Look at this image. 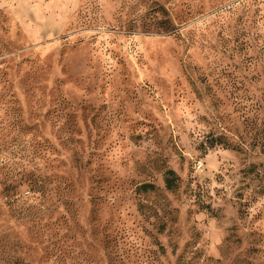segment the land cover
<instances>
[{"label":"rangeland","instance_id":"obj_1","mask_svg":"<svg viewBox=\"0 0 264 264\" xmlns=\"http://www.w3.org/2000/svg\"><path fill=\"white\" fill-rule=\"evenodd\" d=\"M258 136L264 0H0V264H264Z\"/></svg>","mask_w":264,"mask_h":264},{"label":"trees","instance_id":"obj_2","mask_svg":"<svg viewBox=\"0 0 264 264\" xmlns=\"http://www.w3.org/2000/svg\"><path fill=\"white\" fill-rule=\"evenodd\" d=\"M260 136H258V138H255V142H254V146L260 148L261 150H263L264 152V139L262 140L261 138H259ZM166 178H165V187L167 190H174V188H176L177 184H176V177L174 176V173L172 171H168L166 174ZM143 191H147V190H153V186L151 185H143L140 188Z\"/></svg>","mask_w":264,"mask_h":264}]
</instances>
